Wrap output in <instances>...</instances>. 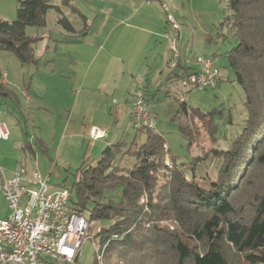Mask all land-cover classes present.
Here are the masks:
<instances>
[{
    "label": "trees",
    "instance_id": "1",
    "mask_svg": "<svg viewBox=\"0 0 264 264\" xmlns=\"http://www.w3.org/2000/svg\"><path fill=\"white\" fill-rule=\"evenodd\" d=\"M61 4L80 15L78 32L53 0H18L15 19L0 18V49L13 52L22 64H37L35 43L42 36L25 30L27 26L45 27L52 8L68 35L86 34L85 16L71 0H61ZM226 9L219 27L228 29L234 44L220 55L227 59L234 81L243 90L246 118L228 148L211 149L221 158L216 177L197 176L195 170L187 177L184 163L174 156L169 166L163 135L154 128L140 127L136 129L146 133L143 143L120 139L106 145L95 164L81 163L71 187H66L70 202L83 215L91 203L89 223H104L95 231L94 240L101 248L107 243L106 264L112 252L123 261L130 251L142 254L139 264H235V257L239 264H264V0H226ZM221 37L226 39L224 34ZM178 65L179 58L174 68ZM197 67V63L195 68L185 67L183 73L175 74V80L181 83ZM2 76L0 69V94L7 95L10 92ZM220 82L221 71L216 86ZM180 117L188 119L179 124V132L189 145L196 141L197 121L214 143L216 130L209 113L188 107L183 97L173 119ZM127 155L135 160L132 166L116 163ZM146 208L152 218L147 227L143 225L150 220ZM166 219L174 223L172 229L161 224Z\"/></svg>",
    "mask_w": 264,
    "mask_h": 264
},
{
    "label": "rangeland",
    "instance_id": "2",
    "mask_svg": "<svg viewBox=\"0 0 264 264\" xmlns=\"http://www.w3.org/2000/svg\"><path fill=\"white\" fill-rule=\"evenodd\" d=\"M181 1L184 3V7L180 4L179 8L176 6L175 8L182 12L184 20H181L180 17L176 18V15L174 17L181 26L180 37L176 35L177 33L175 34V38H178L180 43L179 54L182 59L186 55L187 63L190 65L196 64L195 58L192 57L199 54L201 48L204 47L207 49L205 50L206 54L212 56L214 63L220 68L222 82L214 88L201 90L184 87L179 81H170L167 82L170 89L167 88L164 77L172 69L170 67L171 52L166 49L161 60V71H164L165 74H159L160 70L157 71L153 67L148 76L150 87H152V91L150 88L147 96L148 110L154 118L155 131L161 133L165 139L168 149L165 157L166 164L169 165L170 156H174L178 163H184L187 177H191L192 171L195 170L197 176L208 175L214 179L221 158L214 156L211 149L213 147L228 148L231 140L240 132L246 118L243 90L234 81L233 72L228 66L227 59L220 55L234 44V39L227 28L219 27V23L227 13L226 0H194L192 4V0H188V4H185L186 0ZM86 2L87 0H71V5L84 13L82 5ZM17 3L18 0H0V18L15 19ZM53 4L60 6L70 22L79 26L77 30L81 29L82 20L77 13H74L69 6H63L61 0H53ZM57 18L58 13L52 8L47 13L45 27L27 26L25 31L33 36L50 33L52 39H58L57 37H60L61 33L65 31L57 23ZM205 29H208V34L214 38L210 44L204 43L207 33ZM221 34L226 36L225 40L222 39ZM81 36L83 35L78 34L77 38ZM52 39L41 38L36 41L34 52L35 56L39 58L37 65L22 64L13 52L0 49L1 69L7 70L9 77L12 75L16 80L18 79L20 83L17 84L18 92H21L20 89H22L23 93L28 91L32 96L30 103H27L21 96L19 107L12 99L0 96V111L2 112L1 119L8 131L12 126L21 139L18 140L20 152L18 165L28 171L37 170L43 176L49 174L48 183L52 189L61 186L70 188L76 169L82 162L95 164L105 147L102 146L103 143L123 139L128 143L135 141V143L141 144L146 139V133L133 126L128 117L129 107L125 99L121 101L117 97L120 92L112 95L107 92L106 95L98 90V87L90 92L84 91L79 95V84L73 81L79 77V73H75L74 76L68 73L59 74L58 71L61 70L56 66V63L59 59H66L54 52ZM47 45H49L48 49ZM82 46L89 48L86 45ZM83 58L86 59L88 56ZM151 62L149 59L147 64ZM24 75H26L25 84L22 81ZM131 84L133 85V81ZM134 85L136 88L142 83L136 84L134 79ZM158 88L159 91H157ZM125 94L129 98L130 95ZM153 95L155 98H152ZM183 97L188 107H194L203 113L210 114L216 130L214 143L210 142L200 121H197L198 135H196V141L193 144L189 145L188 139L179 132V124L187 123L188 119L185 117L173 119V116L177 112L180 98ZM91 121L96 127L105 130L104 138L94 141L95 139H89L87 134L83 136L80 134L81 129L88 130L91 127ZM23 140L29 141L28 147L22 146ZM197 157L200 158L195 160ZM134 161L133 156L127 155L123 159L119 157L116 163L132 166ZM162 182L158 183L156 190L160 188ZM73 197L75 198L74 195ZM143 201L144 198H141L140 202ZM90 209L91 203L83 212L87 219ZM144 210H147L150 219L143 221V225L147 227L152 222L151 211L149 208ZM102 224L104 223H89L87 236L83 239L76 262H58L57 264H98L95 254V247L98 245L94 240V233ZM161 224L170 229L174 226V223L169 219L162 220ZM141 256L140 252L130 251L125 255L123 261H119L117 253L112 252L109 264H125L124 262L139 264ZM235 258V264H239V258ZM102 264H106L105 256H103Z\"/></svg>",
    "mask_w": 264,
    "mask_h": 264
},
{
    "label": "crops",
    "instance_id": "3",
    "mask_svg": "<svg viewBox=\"0 0 264 264\" xmlns=\"http://www.w3.org/2000/svg\"><path fill=\"white\" fill-rule=\"evenodd\" d=\"M162 1L168 4L174 17L176 15V18L180 17L181 20H184L182 12L177 11L178 9L175 8V6L179 8L180 4L184 7V3L181 0H87L86 4L82 5L84 6V13L80 11L88 23L86 34L77 38L78 33L68 35L66 32H63L60 37H57L58 39H52L50 33H42L40 36L48 40L52 39L54 52L65 57L66 60L59 59L56 63V66L61 70L58 71L60 75L68 73L74 76L75 73H79V77L73 80L79 84V95L84 91L90 92L98 87L101 88H98V90L106 93V95L107 92L111 95L120 92V95L116 96L121 101L125 99L129 107L128 117L131 119V104L134 91L137 88H135L134 79L136 80V84L142 83V89L147 99L150 88L152 91L148 79L149 74L153 70L152 68H156L157 71L160 70L158 73L161 75L164 73V71H161V60L164 57L166 49L170 50L168 38L164 34L167 32L171 37H175L177 33L176 35L180 37V31L176 32L167 23L165 11L161 6ZM186 2L185 4H188V0ZM193 2L194 0L191 1V4ZM72 25L78 32L77 27L79 26L74 25V22ZM205 31L207 33L204 43L210 44L211 41H208L207 37L211 35L208 34V29H205ZM82 45H86L89 48ZM48 48L49 45H47ZM205 50L207 49L202 47L199 51L200 53L196 55H207ZM196 55L192 58L194 59ZM86 56L88 58L84 59L83 57ZM186 58L187 56L184 55V59H182L180 54L178 67L169 70L166 74L164 73V82L167 88H169L167 82H177L175 74L180 75L187 66L196 67L195 63L192 65L187 63L188 60ZM149 59L152 62L147 64ZM56 66L54 65V68ZM63 69L64 71H62ZM2 72L1 82L9 89L10 93L7 95L0 94V96L12 99L17 106L21 96L24 97L27 103H30L32 96H30L28 91L23 93L22 89H20L21 92H18L19 87L17 84H20L18 79L16 80L12 75L9 77L7 70H2ZM25 79L26 75L22 79L24 84ZM132 81L133 85L131 84ZM159 90L158 88L157 91ZM125 93L130 95L129 98L126 97ZM167 94L169 96L168 90ZM152 98H155V95ZM1 118L2 112L0 111ZM92 126L96 127L91 121ZM89 129L83 128L79 132L82 136L84 134L88 136ZM102 138L95 139L94 141ZM18 140L21 139L12 126L9 129V138L0 139V165L5 169L7 175H10L12 170L21 166L18 165L20 158ZM26 142L29 144V141L23 140L22 146ZM110 143L113 142H105L102 146L106 147ZM8 214L9 208L7 202L0 192V218H5Z\"/></svg>",
    "mask_w": 264,
    "mask_h": 264
},
{
    "label": "built area",
    "instance_id": "4",
    "mask_svg": "<svg viewBox=\"0 0 264 264\" xmlns=\"http://www.w3.org/2000/svg\"><path fill=\"white\" fill-rule=\"evenodd\" d=\"M161 6L167 23L179 32L181 26L168 4L162 1ZM164 36L169 40L170 67L173 69L180 56V43L178 38L167 32ZM195 61L197 69L182 79L181 84L197 89L216 86L220 71L213 59L199 55ZM137 78L140 79L139 76ZM141 87L137 86L133 94L131 121L135 128H154L155 121ZM88 136L98 139L105 137L106 132L92 126ZM8 138L9 131L0 119V139ZM48 181L49 174L43 176L37 170L28 171L22 166L7 175L0 165V192L9 208L8 216L0 218V264L72 263L78 256L87 236L89 221L70 202V192L66 187L52 189ZM106 244L102 248L95 247L98 264H102Z\"/></svg>",
    "mask_w": 264,
    "mask_h": 264
}]
</instances>
